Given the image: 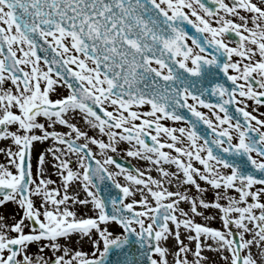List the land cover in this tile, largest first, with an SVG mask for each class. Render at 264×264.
Segmentation results:
<instances>
[{
    "label": "snow or ice",
    "instance_id": "1",
    "mask_svg": "<svg viewBox=\"0 0 264 264\" xmlns=\"http://www.w3.org/2000/svg\"><path fill=\"white\" fill-rule=\"evenodd\" d=\"M262 106L264 0H0V264H264Z\"/></svg>",
    "mask_w": 264,
    "mask_h": 264
},
{
    "label": "rangeland",
    "instance_id": "2",
    "mask_svg": "<svg viewBox=\"0 0 264 264\" xmlns=\"http://www.w3.org/2000/svg\"><path fill=\"white\" fill-rule=\"evenodd\" d=\"M118 156L128 158L129 160L133 161V163L135 164L136 167H140L142 170H146L148 167V164L146 162L141 161L138 158L126 157L124 154H120ZM152 175L153 176L157 175L155 169L152 170ZM212 224H213V226L220 227V221L218 219L215 221H212Z\"/></svg>",
    "mask_w": 264,
    "mask_h": 264
},
{
    "label": "flooded vegetation",
    "instance_id": "3",
    "mask_svg": "<svg viewBox=\"0 0 264 264\" xmlns=\"http://www.w3.org/2000/svg\"><path fill=\"white\" fill-rule=\"evenodd\" d=\"M253 109H256V105L254 104V102L249 101V109L248 110H253ZM254 114L260 115V118H264V115H261V114H264V106L259 107L258 110L254 111ZM165 123L168 126H173V123L171 121H166ZM125 159L129 160L128 158H125ZM129 161L133 163V161H131V160H129Z\"/></svg>",
    "mask_w": 264,
    "mask_h": 264
},
{
    "label": "water",
    "instance_id": "4",
    "mask_svg": "<svg viewBox=\"0 0 264 264\" xmlns=\"http://www.w3.org/2000/svg\"><path fill=\"white\" fill-rule=\"evenodd\" d=\"M209 3H211V0H209ZM117 159H118V158H117ZM118 161H119L120 163L124 164L125 166L131 167V165H130L129 163L125 162V161H122V160H120V159H118Z\"/></svg>",
    "mask_w": 264,
    "mask_h": 264
}]
</instances>
